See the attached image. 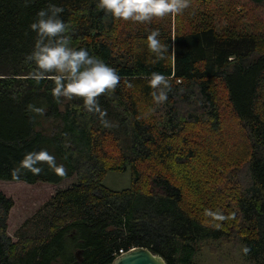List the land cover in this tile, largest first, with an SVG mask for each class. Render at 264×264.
<instances>
[{
  "label": "trees",
  "instance_id": "16d2710c",
  "mask_svg": "<svg viewBox=\"0 0 264 264\" xmlns=\"http://www.w3.org/2000/svg\"><path fill=\"white\" fill-rule=\"evenodd\" d=\"M209 1L190 0L179 15L138 23L106 16L96 0H0V180L57 185L77 178L24 224L16 242L7 235L14 204L0 193V264H111L119 251L134 248L166 264H193L196 244L226 241L234 230L249 248L248 263L264 264V32L254 30L264 24L254 12L264 9V0L221 1L245 31L234 24L217 28L192 8ZM49 4L64 8L60 18L73 46L120 75L115 92L98 97L111 127L85 111L80 98H54L50 75L39 83L28 78L34 65L25 55L36 38L28 26ZM155 28L167 47L162 59L147 47ZM153 72L171 85L162 115L148 83ZM228 125L247 134L249 182L233 192L221 189L213 206L189 168L193 129L219 134ZM41 149L66 175L45 162L33 165L43 169L39 175L19 168L26 152ZM128 170L130 189L104 187L107 173ZM205 209L225 219L214 221Z\"/></svg>",
  "mask_w": 264,
  "mask_h": 264
},
{
  "label": "clouds",
  "instance_id": "9594fccd",
  "mask_svg": "<svg viewBox=\"0 0 264 264\" xmlns=\"http://www.w3.org/2000/svg\"><path fill=\"white\" fill-rule=\"evenodd\" d=\"M190 5V0H96V7L106 16L123 21L150 23L153 18L164 17L166 14L179 15ZM64 8L49 4L36 13V18L29 24V30L35 33L33 49L25 55V63L34 65L28 78L39 83L46 76H51L54 87L51 95L59 99L80 98L85 111L98 115L105 128L111 127L105 119L106 109H103L98 97L113 93L121 81L117 71L98 56L92 55L86 48L73 46V34L70 26L62 20ZM158 28L150 30L147 35V47L157 58L162 59L167 47L159 39ZM154 91L152 98L157 104L168 100L171 91L169 79L162 73L153 72L148 80ZM131 87V84L128 85ZM28 109L37 114H43L44 109L28 105ZM55 156L46 149L26 152L18 162L20 169H27L33 175H39L43 169L33 167L34 164L45 162L56 175H66L63 164H57ZM18 172V169H13ZM204 215L214 221H223L225 216L220 212L205 209ZM244 254L249 248H242Z\"/></svg>",
  "mask_w": 264,
  "mask_h": 264
},
{
  "label": "rangeland",
  "instance_id": "374dc122",
  "mask_svg": "<svg viewBox=\"0 0 264 264\" xmlns=\"http://www.w3.org/2000/svg\"><path fill=\"white\" fill-rule=\"evenodd\" d=\"M221 1L213 0L208 4L192 5V8L198 12L204 11L203 16L209 17L215 26L221 27L222 30L231 24H234L238 29L244 27L240 26L231 12L224 10V2ZM236 7L237 5L235 10ZM255 11H260L264 20V9L256 8ZM242 30L245 31L246 28H242ZM254 30L264 32V24L258 25ZM159 105L157 111L159 115H162V105ZM193 132L198 134L194 140L195 153L191 159L193 164L189 165V168L192 170L194 179L198 181V186L208 191L212 205L213 201H219L218 193L221 195V189L227 188L233 192L242 186L246 187L249 175L245 160L249 157V146L245 131L243 132L238 126L228 125L219 134L209 132L206 127L200 128L199 131L193 129ZM174 174L178 179L177 170H174ZM76 183V177L65 179L57 185L46 183L28 185L23 182L0 180V193L11 199L14 204L7 220V235L12 242L17 241V236L24 224L34 215L42 212L58 191ZM103 185L112 192L130 189V170L125 173H107ZM237 232L238 230L232 231L231 238L226 241H208L196 244L193 264H249L242 251L243 245Z\"/></svg>",
  "mask_w": 264,
  "mask_h": 264
},
{
  "label": "water",
  "instance_id": "95a60500",
  "mask_svg": "<svg viewBox=\"0 0 264 264\" xmlns=\"http://www.w3.org/2000/svg\"><path fill=\"white\" fill-rule=\"evenodd\" d=\"M111 264H166L165 261L142 248H134L118 256Z\"/></svg>",
  "mask_w": 264,
  "mask_h": 264
},
{
  "label": "built area",
  "instance_id": "2783aa9c",
  "mask_svg": "<svg viewBox=\"0 0 264 264\" xmlns=\"http://www.w3.org/2000/svg\"><path fill=\"white\" fill-rule=\"evenodd\" d=\"M125 252H123V251H119V253H118V255H116V258L118 257V256H120V255H123Z\"/></svg>",
  "mask_w": 264,
  "mask_h": 264
}]
</instances>
